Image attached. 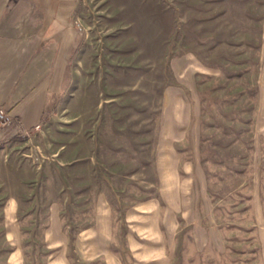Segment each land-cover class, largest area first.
I'll return each mask as SVG.
<instances>
[{
    "label": "rangeland",
    "instance_id": "374dc122",
    "mask_svg": "<svg viewBox=\"0 0 264 264\" xmlns=\"http://www.w3.org/2000/svg\"><path fill=\"white\" fill-rule=\"evenodd\" d=\"M77 3L81 45L72 62L70 88L40 130L0 150V197L3 181L13 189L33 180V190L35 183L44 182L41 195L59 198L67 224L75 227L89 221L95 200L105 194L126 257L131 233L142 238L139 247L160 245L163 250L151 232V218L137 225L129 224L126 215L143 204H156L158 229L165 233L157 154L162 149L169 181V147L159 139L163 91L178 83L172 65L187 53L200 63L187 64L197 73L200 160L212 188L222 194L245 179L258 147L264 117V0ZM183 113L179 105L174 117ZM140 214L135 212L138 219ZM178 249L169 264H228V257L213 261L210 255L193 257ZM237 253L236 261L244 257ZM257 254L253 247L252 264H259ZM45 258L38 248L39 264ZM166 260L161 253L134 263Z\"/></svg>",
    "mask_w": 264,
    "mask_h": 264
},
{
    "label": "crops",
    "instance_id": "0c3cea01",
    "mask_svg": "<svg viewBox=\"0 0 264 264\" xmlns=\"http://www.w3.org/2000/svg\"><path fill=\"white\" fill-rule=\"evenodd\" d=\"M77 7V0H0V108L13 119L1 132L0 141L31 135L54 115L66 95L72 62L81 45ZM196 59L190 53L179 58L172 65L178 83L163 91L159 140L169 147L166 159L173 174L167 181L159 149L165 233L158 229L156 204L135 208L136 213H142L139 220L133 211L126 215L129 224L137 225L151 218V232L163 242V250H159L160 245L139 247L142 238L131 233L126 238V257L121 234L115 231L113 207L105 194L95 200L89 221L73 227L63 216L65 207L59 198L39 192L44 182L35 183L33 190V180L20 181L19 188L12 189L6 180L1 183L0 264H39L38 248L46 254L44 264H135V260L142 263L161 253L169 264L173 259L169 256H176L177 248H183L188 256L210 255L213 261L228 257V264H252L253 247L259 264H264V117L259 122L258 147L247 176L219 194L200 160V111L193 79L197 73L193 66L187 67L190 62L197 66ZM179 105L184 108L180 119L174 117ZM236 250L244 256L237 261Z\"/></svg>",
    "mask_w": 264,
    "mask_h": 264
},
{
    "label": "built area",
    "instance_id": "2783aa9c",
    "mask_svg": "<svg viewBox=\"0 0 264 264\" xmlns=\"http://www.w3.org/2000/svg\"><path fill=\"white\" fill-rule=\"evenodd\" d=\"M13 124V119L8 115L7 111L0 108V134L4 129L9 128ZM41 126L36 127V130H40Z\"/></svg>",
    "mask_w": 264,
    "mask_h": 264
},
{
    "label": "trees",
    "instance_id": "16d2710c",
    "mask_svg": "<svg viewBox=\"0 0 264 264\" xmlns=\"http://www.w3.org/2000/svg\"><path fill=\"white\" fill-rule=\"evenodd\" d=\"M22 140V138L19 136L15 137V138H12L10 140H7V141H0V149L2 150V148H4L6 145H8L9 143H12L14 141H20Z\"/></svg>",
    "mask_w": 264,
    "mask_h": 264
},
{
    "label": "bare ground",
    "instance_id": "6f19581e",
    "mask_svg": "<svg viewBox=\"0 0 264 264\" xmlns=\"http://www.w3.org/2000/svg\"><path fill=\"white\" fill-rule=\"evenodd\" d=\"M198 71H199V70H198ZM179 119H180V118H179ZM162 160L164 161V159H162ZM163 164H164V163H163ZM172 176H173V175H172ZM169 177H170V176H169ZM171 178H172V177H171ZM103 206H104V205H103ZM154 212H155V211H154ZM152 214H153V213H152ZM152 218H153V217H152ZM133 219H134V218H133ZM138 220H139V219H138ZM55 221H56V220H55ZM130 221H131V220H130ZM9 222H10V221H9ZM134 223H135V222H134ZM154 226H155V225H154ZM146 228H147V227H146ZM146 228H145V229H146ZM170 228H171V227H170ZM173 228H174V227H173ZM140 230H141V229H140ZM154 231H155V230H154ZM154 231H153V232H154ZM140 232H141V231H140ZM174 232H175V231H174ZM174 232H173V233H174ZM144 234H145V233H144ZM153 235H154V234H153ZM156 235H157V234H156ZM160 236H161V235H160ZM157 238H158V237H157ZM159 238H160V237H159ZM137 247H138V246H137ZM132 250H133V249H132ZM159 250H160V249H159ZM159 250H158V252H159ZM144 252H146V251H144ZM147 254H148V253H147ZM150 254H151V253H150ZM137 256H138V255H137ZM145 257H147V255H146Z\"/></svg>",
    "mask_w": 264,
    "mask_h": 264
}]
</instances>
